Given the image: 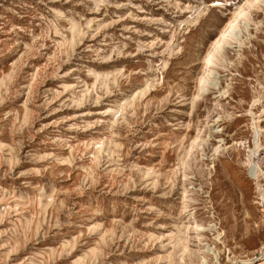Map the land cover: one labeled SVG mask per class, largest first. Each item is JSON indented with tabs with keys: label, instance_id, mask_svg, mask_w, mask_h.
Returning <instances> with one entry per match:
<instances>
[{
	"label": "rangeland",
	"instance_id": "1",
	"mask_svg": "<svg viewBox=\"0 0 264 264\" xmlns=\"http://www.w3.org/2000/svg\"><path fill=\"white\" fill-rule=\"evenodd\" d=\"M242 263L264 0H0V264Z\"/></svg>",
	"mask_w": 264,
	"mask_h": 264
},
{
	"label": "bare ground",
	"instance_id": "2",
	"mask_svg": "<svg viewBox=\"0 0 264 264\" xmlns=\"http://www.w3.org/2000/svg\"><path fill=\"white\" fill-rule=\"evenodd\" d=\"M232 27V22L226 27V29L222 32L221 36L219 37V39H222L224 37H226L227 31L230 30ZM233 29V28H232ZM218 43V42H217ZM216 49V46H214L212 48V51H214ZM211 53H208L207 57L205 58V66L207 67L208 64H210V57H211ZM201 81V80H200ZM242 264H254V263H242Z\"/></svg>",
	"mask_w": 264,
	"mask_h": 264
}]
</instances>
